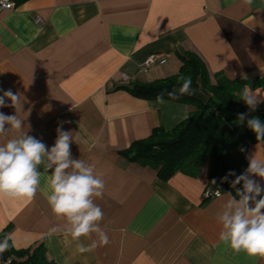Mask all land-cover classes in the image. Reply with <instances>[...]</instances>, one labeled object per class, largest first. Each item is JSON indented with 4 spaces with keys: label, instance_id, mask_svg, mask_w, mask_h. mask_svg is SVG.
I'll list each match as a JSON object with an SVG mask.
<instances>
[{
    "label": "crops",
    "instance_id": "crops-1",
    "mask_svg": "<svg viewBox=\"0 0 264 264\" xmlns=\"http://www.w3.org/2000/svg\"><path fill=\"white\" fill-rule=\"evenodd\" d=\"M186 51L203 60L212 82L215 73L264 75V0H27L0 11V95L21 96L16 109L0 112L17 114L23 132L49 148L61 124L71 132L72 158L95 165L105 181L95 203L109 238L77 252L48 203L51 171L40 165L33 200L0 197V230L10 225L14 248L44 241L56 264H264V257L220 241L217 216L236 189L204 198L207 163L196 177L176 173L164 181L120 154L153 128L169 130L188 116L184 103H158L121 88L176 73ZM156 55L165 62L142 71ZM192 90L205 99L203 89ZM254 90L264 95V88ZM17 135L12 130L0 143ZM250 156L264 160V140L248 147ZM80 239L89 245L98 238Z\"/></svg>",
    "mask_w": 264,
    "mask_h": 264
},
{
    "label": "clouds",
    "instance_id": "clouds-1",
    "mask_svg": "<svg viewBox=\"0 0 264 264\" xmlns=\"http://www.w3.org/2000/svg\"><path fill=\"white\" fill-rule=\"evenodd\" d=\"M180 80L183 83L178 90L179 95L194 94L191 77L182 76ZM164 95L161 92L157 96L158 103H165ZM167 95L178 98L176 90L167 92ZM6 100H10L11 104H7ZM240 100L245 103L248 112L238 114V122L247 120V127L255 134L256 140H264V122L259 117L249 116L264 103V95L246 84L240 93ZM18 104H21L20 94L7 90L0 95V108L10 106L16 109ZM23 127L24 121L17 114L0 112V136H7L12 130L18 133L0 143V197L33 200L40 184L38 167L44 165L45 171H51L49 206L53 214L65 222L64 234L77 242V252L83 254L107 245L109 238L100 226L104 213L95 203L96 198L103 197L105 181L102 175L97 174L95 165L72 158L73 137L70 131L63 130L62 124L57 128V138L50 148L23 132ZM240 150L245 151L243 148ZM247 159L248 166L243 173L237 175L230 171L222 178V181H228L229 176L235 177L230 184L236 189V196H231L222 205L217 216L222 226L219 239L236 252L264 257V186L255 179L259 177L264 181V160L254 156ZM241 182L242 188H237ZM212 183L215 184V181ZM216 195L219 197L220 192ZM93 234L98 239L91 244L81 242V237L91 239ZM9 239L5 237L0 241V255L12 246Z\"/></svg>",
    "mask_w": 264,
    "mask_h": 264
},
{
    "label": "trees",
    "instance_id": "trees-1",
    "mask_svg": "<svg viewBox=\"0 0 264 264\" xmlns=\"http://www.w3.org/2000/svg\"><path fill=\"white\" fill-rule=\"evenodd\" d=\"M19 6L27 0H10ZM181 62L176 73L149 82L134 80L121 88L135 97L156 100L164 92V100L184 103L190 107L188 116L173 128L155 127L151 133L133 141L120 151L121 156L142 167H149L161 180H168L176 173L196 177L204 164H208L205 189H216L221 193H235L230 182L222 178L230 171L240 175L248 166V147L257 142L255 134L244 123L238 122V114L248 112L240 93L246 84L252 89L264 88V75L253 80L229 79L221 73L210 74L203 60L194 52L178 55ZM191 77L192 88L200 87L206 92L205 99L189 94L179 95L183 81L180 77ZM176 90L178 98H170L167 92ZM250 117H259L264 122V103ZM243 148L245 151H241ZM215 181V184L212 182ZM10 225L0 230V241L9 237ZM9 244H11L9 239ZM10 264H56L47 254L44 241L26 248L9 249L0 255V262Z\"/></svg>",
    "mask_w": 264,
    "mask_h": 264
},
{
    "label": "built area",
    "instance_id": "built-area-1",
    "mask_svg": "<svg viewBox=\"0 0 264 264\" xmlns=\"http://www.w3.org/2000/svg\"><path fill=\"white\" fill-rule=\"evenodd\" d=\"M14 9V4L10 0H0V11L1 10H12ZM35 21H38V19H35ZM165 62L164 58H161V56H150L147 57L141 64L140 69L142 71H147L150 67L154 66L155 64H162ZM217 192H220L216 189H205L204 190V198H216L218 197L216 195ZM221 195V192H220ZM0 264H10L8 260L1 261Z\"/></svg>",
    "mask_w": 264,
    "mask_h": 264
}]
</instances>
